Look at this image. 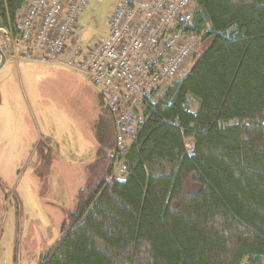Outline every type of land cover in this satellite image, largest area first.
Masks as SVG:
<instances>
[{
  "label": "trees",
  "instance_id": "16d2710c",
  "mask_svg": "<svg viewBox=\"0 0 264 264\" xmlns=\"http://www.w3.org/2000/svg\"><path fill=\"white\" fill-rule=\"evenodd\" d=\"M26 1L0 0V31ZM192 30L123 153L101 94L86 185L38 264H264V0H194Z\"/></svg>",
  "mask_w": 264,
  "mask_h": 264
},
{
  "label": "rangeland",
  "instance_id": "374dc122",
  "mask_svg": "<svg viewBox=\"0 0 264 264\" xmlns=\"http://www.w3.org/2000/svg\"><path fill=\"white\" fill-rule=\"evenodd\" d=\"M120 2L86 0L76 27L85 48L108 35ZM6 31H0L2 47ZM190 64L189 58L175 79ZM101 100L100 89L64 65L6 60L0 70V264H38L60 238L95 160ZM37 111L45 120L38 121ZM38 129L44 137L32 150Z\"/></svg>",
  "mask_w": 264,
  "mask_h": 264
},
{
  "label": "built area",
  "instance_id": "2783aa9c",
  "mask_svg": "<svg viewBox=\"0 0 264 264\" xmlns=\"http://www.w3.org/2000/svg\"><path fill=\"white\" fill-rule=\"evenodd\" d=\"M86 0H27L18 28L6 31L7 60L59 63L100 89L116 130L115 146L127 147L144 121L145 105L157 87L184 69L199 35L192 30L194 0H121L109 33L84 48L76 33ZM121 162L118 173L124 175Z\"/></svg>",
  "mask_w": 264,
  "mask_h": 264
},
{
  "label": "crops",
  "instance_id": "0c3cea01",
  "mask_svg": "<svg viewBox=\"0 0 264 264\" xmlns=\"http://www.w3.org/2000/svg\"><path fill=\"white\" fill-rule=\"evenodd\" d=\"M39 112L40 111H37V114H36V117H37L38 121L45 120L44 114L43 113H39ZM43 137H44V135H43V132L41 130L38 129V131H33V135H32V144H33L32 145V150L34 149V147H36L37 141L39 139H42ZM63 137H64V135H63ZM45 138L50 140V142L52 143V141H51L52 138L50 137V135H46ZM64 139H65V137H64ZM51 180H52V178L50 179V182H51Z\"/></svg>",
  "mask_w": 264,
  "mask_h": 264
},
{
  "label": "water",
  "instance_id": "95a60500",
  "mask_svg": "<svg viewBox=\"0 0 264 264\" xmlns=\"http://www.w3.org/2000/svg\"><path fill=\"white\" fill-rule=\"evenodd\" d=\"M6 46H7L6 42L3 43V47L0 45V70L3 68V66L6 63L5 55L3 52V50L5 49ZM17 209H18V207H17Z\"/></svg>",
  "mask_w": 264,
  "mask_h": 264
},
{
  "label": "flooded vegetation",
  "instance_id": "af4514ba",
  "mask_svg": "<svg viewBox=\"0 0 264 264\" xmlns=\"http://www.w3.org/2000/svg\"><path fill=\"white\" fill-rule=\"evenodd\" d=\"M5 51H6V47H5V49L3 50V52H4V55H5Z\"/></svg>",
  "mask_w": 264,
  "mask_h": 264
}]
</instances>
